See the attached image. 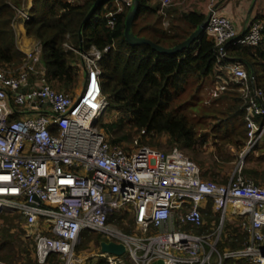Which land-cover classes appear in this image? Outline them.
I'll use <instances>...</instances> for the list:
<instances>
[{
  "label": "built area",
  "instance_id": "2783aa9c",
  "mask_svg": "<svg viewBox=\"0 0 264 264\" xmlns=\"http://www.w3.org/2000/svg\"><path fill=\"white\" fill-rule=\"evenodd\" d=\"M122 1L133 5V0ZM159 1L165 15L172 0ZM218 4L208 0L204 23L221 63L229 59L228 44L261 42L264 23L256 21L239 34ZM12 7L15 20H30L31 8ZM120 11L107 15L109 27ZM64 47L82 67L74 94L47 83L46 70L37 67V46L20 66H0V214L23 218L24 238L33 240L38 262L57 255L62 264H80L77 249L89 231L123 244L134 264H264V184L242 173L246 158L264 144V90L254 75L238 63L222 66L239 87L247 140L228 181L218 183L203 179L199 165L178 147L164 151L142 143L145 130L128 145L112 143L98 124L108 106L100 62L109 48L78 50L68 42ZM215 87L213 99L227 90L228 82L220 76ZM209 199L220 214L219 224L210 233L196 234L193 228L203 225L202 209ZM116 211L133 216L139 234L110 223ZM230 216L241 221L248 237L242 248L220 252L217 245ZM93 256L107 264L124 263L122 256L101 251Z\"/></svg>",
  "mask_w": 264,
  "mask_h": 264
},
{
  "label": "trees",
  "instance_id": "16d2710c",
  "mask_svg": "<svg viewBox=\"0 0 264 264\" xmlns=\"http://www.w3.org/2000/svg\"><path fill=\"white\" fill-rule=\"evenodd\" d=\"M96 1H33L31 18L25 26L27 34L40 41L47 83L59 92L74 94L81 82L80 60L73 51L64 47L66 42L78 50H89L92 46L101 51L109 48L100 62L102 91L108 101L101 119L108 112L122 115L116 122L100 125L110 141L128 145L145 130L142 143L158 148L161 144L156 140L165 135L170 148L178 147L185 153H191L199 161L202 177L207 180L210 168L204 170L205 164L199 160V149L200 141L207 139L208 134L202 138L199 129L210 126V134L218 140L215 146L219 151L228 145L241 150L247 140L245 105L238 91L239 87L229 79L222 66L234 63L242 65L249 75L254 72L257 86L264 90V32L257 45L228 44L229 59L221 63L217 59L215 41L206 33L186 50L176 55H162L148 45L131 46L126 41L125 23L133 5L129 6L122 0H101L91 18L85 22ZM23 2L24 0H0V66L3 68L18 67L25 58L16 44L13 28L16 11L12 7L14 5L21 8ZM153 2L154 0H139V11L132 32L135 36L147 38L160 46L175 47L206 20V15L200 12L182 11L174 6L166 9L163 15L161 4L154 5ZM115 3H121L122 9L116 14L115 26L111 28L107 24V15L117 11ZM260 19L264 22V17ZM165 23H168L167 27ZM80 35L83 37L82 48ZM220 76L228 82L227 90L221 92L208 106L202 105L200 95L208 81L213 80L215 83ZM127 124L134 133L124 131ZM258 150H264V144L259 145L256 151ZM243 176L257 185L264 184V173L257 170L244 169ZM204 206L203 225L193 228L196 234L212 232L220 221V214L214 210L212 199ZM127 215L131 216L127 211L115 213L110 216L109 222L121 226L125 233H131V227L124 225L122 221ZM131 217L132 226L135 223L133 216ZM17 219L22 222L20 225L13 224ZM0 221L9 226L0 231V261L7 264H40L36 258L35 245L30 250L21 241L25 234L23 218L17 214H0ZM11 229L18 231L12 233ZM247 237L241 221L230 216L224 221L218 250L223 252L242 248ZM102 241H106L102 235L85 231L77 250L80 252L91 249L92 244L98 250ZM123 259V264H134L128 255ZM45 264L62 263L57 255H52ZM96 264H107L106 259L98 257ZM222 264L251 263L225 260Z\"/></svg>",
  "mask_w": 264,
  "mask_h": 264
},
{
  "label": "rangeland",
  "instance_id": "374dc122",
  "mask_svg": "<svg viewBox=\"0 0 264 264\" xmlns=\"http://www.w3.org/2000/svg\"><path fill=\"white\" fill-rule=\"evenodd\" d=\"M203 1L204 0H172V3L170 4V6H168L166 9L174 6V7H179L182 11H192V10H199V9L201 10L200 5L202 4ZM223 2L224 1L220 0L218 4V11L220 12H222L226 8L224 7V5H222ZM153 4L160 5L161 2L159 0H154ZM233 4L234 6L236 5L235 3ZM115 5L117 6V10L122 9L121 3H115ZM165 26L167 27L168 23ZM210 82H212V84H210L211 86L209 85ZM215 86H216V82L214 83L213 80L208 81L207 87H205V89L202 91L200 95L202 102H203L202 105L208 106V104L212 102L213 98L211 94L213 90L216 88ZM121 116H122L121 114H118L116 112L115 113L108 112L105 114V116L102 119L99 120L98 124L99 126L101 125V123L105 125L111 124L113 122H116ZM209 124L212 125V123H209ZM124 131L134 133V130L132 131L131 126L129 124H127L124 127ZM206 134H208V138L204 139L203 137ZM199 135L203 138L200 141L199 160L204 162L205 164L204 170L206 171L208 170L207 168H210L208 172L210 173V175H214V177H211L210 175L206 177L207 180H212V181L215 180V182L217 181L218 183H226L228 181V178L231 176V174L233 173L234 169L237 166L239 154L242 151V149L238 150L237 148H234V146L228 145L219 151L215 146V142L218 140H215L213 134H210L209 125H207L204 128H200ZM110 137L114 138L113 135H110ZM137 137L138 136H135L134 139ZM156 142L161 144V146H158L159 149L164 150V151L170 149L167 136L164 135V136L159 137L156 140ZM186 154L190 156L199 165L198 163L199 161L195 159L191 153L186 152ZM244 169L245 170L254 169L261 173H264V150H258L250 154L245 160V165H244L243 170ZM243 170H242V173H243ZM115 213L120 214L121 211H116ZM130 219H132V217L127 215V216H124L122 220L124 225L129 226L132 229V232L128 234H139L137 227L135 225L131 226ZM19 223H22V222L17 219L14 221L13 224H19ZM115 226L124 232V229L121 226L119 227L116 224ZM3 227L8 228L9 226L5 225L3 221H0V231ZM180 229L183 231H189L187 227H183ZM11 230H12L11 231L12 233L18 231V229H11ZM229 230L231 231V229ZM0 237H1V234H0ZM104 239L106 240V238ZM21 241L24 242L23 244L25 247L28 246L30 250L33 249V245H34L33 240H26L24 236L22 235ZM96 251L97 249L92 244L91 249L77 252V255L81 256V258L83 259V261L80 264H96L98 258L93 256L94 252ZM4 253L6 252H3V254ZM125 256L127 255H124V257ZM13 264H20V263L14 262Z\"/></svg>",
  "mask_w": 264,
  "mask_h": 264
},
{
  "label": "crops",
  "instance_id": "0c3cea01",
  "mask_svg": "<svg viewBox=\"0 0 264 264\" xmlns=\"http://www.w3.org/2000/svg\"><path fill=\"white\" fill-rule=\"evenodd\" d=\"M34 0H24L23 5L26 9H30ZM220 1V0H219ZM222 5L226 7L222 12V15L228 17L236 32L242 34L246 28L256 21H261L260 17H264V0H222ZM235 3L236 5L234 6ZM208 0H204L200 5L201 10H195L207 16L208 14ZM263 22V21H261ZM264 23V22H263ZM26 24L21 20H15L13 28L15 30L16 44L19 50L26 55L36 46H40V41L35 36H29L26 30ZM41 50V48H40ZM38 62L37 67L45 69L42 62V52L37 55ZM205 207V206H204ZM100 248L96 251L99 252ZM127 255V254H125ZM124 258V255L122 256ZM98 258V257H97ZM0 264H7L0 262Z\"/></svg>",
  "mask_w": 264,
  "mask_h": 264
},
{
  "label": "water",
  "instance_id": "95a60500",
  "mask_svg": "<svg viewBox=\"0 0 264 264\" xmlns=\"http://www.w3.org/2000/svg\"><path fill=\"white\" fill-rule=\"evenodd\" d=\"M101 0H97L92 8V10L87 15L85 22L88 21L91 16L93 15L95 9L100 4ZM139 0H133V8L129 12L126 23H125V31L124 36L126 41L131 46H140V45H148L150 46L154 51H157L159 54L162 55H176L184 50H186L188 47H190L196 40L199 39V37L205 33L206 23H203L197 30H195L185 41L182 43L176 45L173 48H166L163 46H160L153 41L144 38V37H137L132 32V27L135 21V18L139 11ZM80 42H81V48L83 46V37L80 35ZM254 75V72L252 73ZM100 251L101 253H108L112 255L117 256H123L126 254V248L123 244H117L115 242H106L102 241L100 244ZM153 264H164L162 260H158L154 262Z\"/></svg>",
  "mask_w": 264,
  "mask_h": 264
}]
</instances>
